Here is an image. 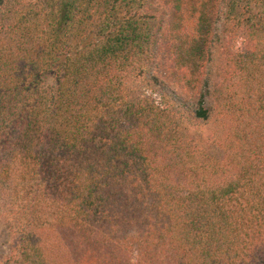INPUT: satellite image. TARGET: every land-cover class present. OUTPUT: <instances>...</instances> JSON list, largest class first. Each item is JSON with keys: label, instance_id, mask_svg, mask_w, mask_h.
<instances>
[{"label": "trees", "instance_id": "obj_1", "mask_svg": "<svg viewBox=\"0 0 264 264\" xmlns=\"http://www.w3.org/2000/svg\"><path fill=\"white\" fill-rule=\"evenodd\" d=\"M0 264H264V0H0Z\"/></svg>", "mask_w": 264, "mask_h": 264}, {"label": "rangeland", "instance_id": "obj_2", "mask_svg": "<svg viewBox=\"0 0 264 264\" xmlns=\"http://www.w3.org/2000/svg\"><path fill=\"white\" fill-rule=\"evenodd\" d=\"M10 235L4 220L0 218V261L9 252Z\"/></svg>", "mask_w": 264, "mask_h": 264}]
</instances>
